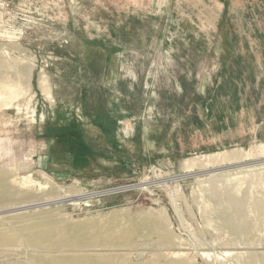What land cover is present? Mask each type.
<instances>
[{
  "label": "rangeland",
  "instance_id": "1",
  "mask_svg": "<svg viewBox=\"0 0 264 264\" xmlns=\"http://www.w3.org/2000/svg\"><path fill=\"white\" fill-rule=\"evenodd\" d=\"M0 51V264H264V0H0Z\"/></svg>",
  "mask_w": 264,
  "mask_h": 264
},
{
  "label": "bare ground",
  "instance_id": "2",
  "mask_svg": "<svg viewBox=\"0 0 264 264\" xmlns=\"http://www.w3.org/2000/svg\"><path fill=\"white\" fill-rule=\"evenodd\" d=\"M221 2V1H220ZM1 52V51H0ZM261 144V143H260ZM259 147V146H258ZM252 150V149H251ZM232 152V151H231ZM252 152H256V151H254V150H252ZM258 152L259 153H261V154H264V146L262 147L261 146V148H260V150H258ZM216 153H213L212 154V156H214ZM210 156V155H209ZM206 158L207 156H204V155H200V158ZM260 157V156H259ZM201 160V159H200ZM256 160V159H255ZM260 161H262V162H264V159H261ZM243 162V161H242ZM249 165V164H248ZM234 166H236V165H234ZM245 166H247V165H245ZM228 167V166H227ZM226 168V167H225ZM227 170H229V169H227ZM202 171V170H201ZM210 171V170H209ZM225 171V170H224ZM204 172V171H203ZM202 172V173H203ZM208 172V171H207ZM200 173V172H199ZM201 174V173H200ZM206 174V173H205ZM209 174H211V173H209ZM189 175V174H188ZM198 176V175H197ZM13 179V178H12ZM28 180V179H27ZM23 181V179H21V182ZM26 183H27V181H26ZM22 184V183H21ZM251 188V187H250ZM217 197V196H216ZM228 197V196H227ZM251 198V197H250ZM70 199V198H69ZM62 200V199H61ZM68 200V199H67ZM244 200V199H243ZM55 201V200H54ZM58 201V200H57ZM216 201H217V199H216ZM259 201V200H258ZM48 202V201H47ZM260 202V201H259ZM219 203H220V200H219ZM45 204V203H44ZM220 205H221V203H220ZM30 206V205H29ZM24 207V206H23ZM226 207V206H225ZM17 208V207H16ZM18 208H21V207H18ZM25 208V207H24ZM28 208V207H27ZM15 209V208H14ZM17 210V209H16ZM116 210V209H115ZM5 211H7V210H5ZM12 211H13V209H12ZM11 211V212H12ZM15 211V210H14ZM20 212H22V211H20ZM6 213V212H5ZM12 214V213H11ZM10 214V215H11ZM14 214V213H13ZM4 215V214H3ZM8 215V214H7ZM2 216V215H1ZM13 216V215H12ZM25 221V220H24ZM178 237V236H177ZM175 240V239H174ZM173 242V241H172ZM153 243V242H152ZM154 243H155V241H154ZM152 247V246H151ZM144 249H145V247H144ZM150 249V248H149ZM178 249H179V247H178ZM183 249H185V248H183ZM140 251H141V248H140ZM134 253V252H133ZM142 253V252H141ZM190 253V252H189ZM143 254V253H142ZM154 255V254H153ZM186 259H187V257H186ZM77 263V262H76ZM188 264V263H187Z\"/></svg>",
  "mask_w": 264,
  "mask_h": 264
}]
</instances>
